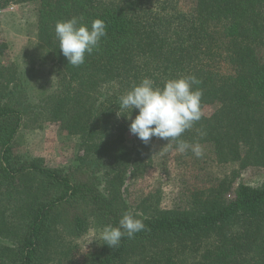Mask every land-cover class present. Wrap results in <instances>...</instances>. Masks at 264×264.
<instances>
[{
    "label": "trees",
    "instance_id": "1",
    "mask_svg": "<svg viewBox=\"0 0 264 264\" xmlns=\"http://www.w3.org/2000/svg\"><path fill=\"white\" fill-rule=\"evenodd\" d=\"M21 4L35 5L26 21L34 45L31 68L0 66V264H264V181H236L264 169V0H0V11ZM73 17L106 25L79 66L55 32ZM36 66H51L48 77ZM188 75L201 81L203 116L180 139L199 143L203 155L188 150L182 159L236 168L205 175L174 207L159 191L130 203L128 179L150 168L155 148L176 143L132 135L119 98L146 77L162 88ZM54 123L79 139L72 165L18 154L23 129ZM126 211L146 227L112 249L102 231ZM89 231L99 247L79 258Z\"/></svg>",
    "mask_w": 264,
    "mask_h": 264
},
{
    "label": "clouds",
    "instance_id": "2",
    "mask_svg": "<svg viewBox=\"0 0 264 264\" xmlns=\"http://www.w3.org/2000/svg\"><path fill=\"white\" fill-rule=\"evenodd\" d=\"M81 19L73 17L59 21L55 27L59 49L72 66L83 64L86 54L91 55L106 36L103 20L96 19L89 27L81 23ZM200 83L194 75H188L169 79L161 88L153 79L146 77L119 98L117 115L131 120L130 133L145 144L153 137L168 141L167 145L175 141L176 151L185 153L191 150L196 157H201L203 149L199 143L180 139L203 116V91L197 87ZM133 110H138L134 120ZM128 111H131L130 116L121 114ZM138 215L126 211L118 227L106 226L101 234L105 244L113 249L119 246L123 237L133 238L144 230L146 225Z\"/></svg>",
    "mask_w": 264,
    "mask_h": 264
},
{
    "label": "rangeland",
    "instance_id": "3",
    "mask_svg": "<svg viewBox=\"0 0 264 264\" xmlns=\"http://www.w3.org/2000/svg\"><path fill=\"white\" fill-rule=\"evenodd\" d=\"M22 18L18 19L16 31L17 38L9 45V48L0 52V66L18 63L24 69L31 68L30 49L34 41L26 36L23 38L21 27L26 25L28 12L35 5H25ZM0 32V40H3ZM6 42V41H5ZM47 68L36 66L35 69L48 77ZM224 68V67H223ZM51 77V76H49ZM214 107L205 108L207 114L212 113ZM79 139L76 136H69L57 124H47L41 130L31 131L23 129L19 135L18 154L25 158L42 157L51 167L67 168L73 164L78 154ZM161 148V147H160ZM160 150V152H158ZM180 152L172 149H157L153 154V164L146 169L145 173L138 179H128L126 182V197L130 203L137 204L144 197L159 191L161 203L164 207H174L181 204L187 195L186 188L198 183V180L210 174L213 177L231 174L236 165H219L212 161L197 163L192 160L182 159ZM198 177V178H197ZM207 178V176H206ZM236 181H241L248 185L257 186L264 181V169L250 168L242 171ZM79 258L88 251H93L99 245L96 242L94 232L89 231L79 241Z\"/></svg>",
    "mask_w": 264,
    "mask_h": 264
},
{
    "label": "crops",
    "instance_id": "4",
    "mask_svg": "<svg viewBox=\"0 0 264 264\" xmlns=\"http://www.w3.org/2000/svg\"><path fill=\"white\" fill-rule=\"evenodd\" d=\"M26 4L21 5H10L9 7L3 9L0 11V32L2 33L1 37L3 40H5L8 44L11 45V43L14 41V39L17 38V31L16 26L18 19L22 18L24 12H20L21 10H24ZM19 10V11H18ZM21 17V18H20ZM23 38L25 37L26 32V25H23L21 27ZM27 36V33H26Z\"/></svg>",
    "mask_w": 264,
    "mask_h": 264
}]
</instances>
